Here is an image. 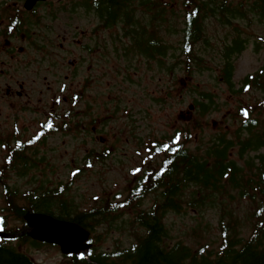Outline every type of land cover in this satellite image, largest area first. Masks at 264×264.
<instances>
[{"label":"rangeland","instance_id":"rangeland-1","mask_svg":"<svg viewBox=\"0 0 264 264\" xmlns=\"http://www.w3.org/2000/svg\"><path fill=\"white\" fill-rule=\"evenodd\" d=\"M160 1L166 9L169 5L172 28L167 32L166 25L160 27L156 22L154 25L159 29L157 37H161L169 48L166 55L170 57L166 62L175 64L172 72L167 71L165 59L164 65H158L157 60H148L134 47L131 50V30L141 39L144 31L147 32L145 38L153 33V27L148 26L151 14L142 9L135 16L138 26L123 28V24H118L114 28L100 29L96 38L92 37V29L100 21L93 16V12L71 13V24L65 28L66 31L57 28L52 33H43L44 37L59 44L62 41L57 35L67 33V42L71 41L70 33L74 35L77 27L87 33L84 44L93 46L96 52L84 53L70 42L67 45L64 43L61 49L47 44L42 52L30 48L26 56L20 57L21 61H34L28 70L21 65L14 75L15 81L25 84V94L29 97L21 99L24 111L17 124L13 121V110L6 104L0 105V122L6 120L8 123L2 138L13 132V127H18V136L25 141L52 115H58L56 125L66 128L67 132L58 130L48 134L49 137L40 146L39 158L44 156V161H37L26 176L6 171L4 182L11 188L19 193L66 188L65 193L80 209L98 207L102 201L126 196L137 178L141 177V174L131 175L134 168L140 167L145 173L154 169L153 166H159L161 155L147 153L144 147L148 143H161L177 130L188 131L189 141L195 139L191 148L209 142L218 133L227 132L228 137L233 139L240 126L239 120L234 117L236 108L243 104L247 107L252 105L259 114L258 104L263 92L255 86L245 92L236 91L245 76L264 67V19L249 12L255 0H211L208 8L214 11L205 12L201 21L205 38L195 46V54L202 63L197 67L193 63L190 74L175 59L181 54L182 17L187 9V0ZM220 7L230 10L221 14ZM73 14L76 15L72 17ZM225 18L228 23L223 21ZM235 38L244 40V49L230 56L233 62L231 84L234 85L231 90L223 79L224 64L221 59L227 45L230 46ZM0 58L4 59V56ZM81 59L86 63L82 64ZM68 60L73 61V68ZM48 67L51 69L48 70ZM88 67L91 69L88 70ZM84 77L88 81L84 93L86 100L80 104L78 99L73 105L71 96L79 93L78 83ZM8 83H11V77L1 75L0 88ZM61 88L64 89L62 92ZM206 94L213 96L216 105L213 106L215 109L203 114L196 108L195 102L202 101V96ZM56 96L61 98L59 104L55 103ZM63 96L67 98L66 102ZM53 103L55 105L51 109ZM191 105H195V109L189 112ZM66 110L72 114L71 122L69 119L62 121ZM199 137L202 139L199 140ZM237 151L238 147L232 151L234 158ZM5 155L4 148H0V168ZM88 163L92 164L91 168L86 167ZM73 172H76L75 176ZM185 191L191 197L193 187ZM234 195V199H226L223 205H213L209 197L201 202L194 200L199 209L185 206L180 213H168L165 224L170 245L180 241L194 251H200L199 248L216 250L221 236L220 220L226 222L229 215L237 222L235 232L246 238L250 233L246 213L252 206ZM4 201L5 194L0 186V209L4 207ZM152 203L153 196L150 195L144 200V207ZM8 225L18 228L21 224L9 218ZM94 234L99 237L95 240L96 247L105 251L114 248L115 244L128 246L133 237L128 229L116 224L111 227L103 225ZM21 251L36 264H64L66 261L56 247H30L25 244L21 246Z\"/></svg>","mask_w":264,"mask_h":264},{"label":"trees","instance_id":"trees-1","mask_svg":"<svg viewBox=\"0 0 264 264\" xmlns=\"http://www.w3.org/2000/svg\"><path fill=\"white\" fill-rule=\"evenodd\" d=\"M211 2H185L187 9L182 17L181 54L175 59L183 65L187 74L191 73L193 63L196 64L195 67L202 63L200 57L195 54V46L205 38L201 21L205 12L214 11L208 8ZM94 4L99 6L97 15L102 23L111 27L129 21L133 26H138L135 21L136 12L142 9L150 13L149 23L153 27V33L146 39L144 31L143 41L135 33V36H132L133 47L142 50L148 60H157L158 65H164L165 59L167 71H173L175 64L166 62L170 57L166 55L169 48L162 43L160 37L158 39L159 29L154 25L155 22L160 27L164 24L166 31H170L172 25L169 21V5L167 9L163 8L158 0H98ZM229 10L222 9L220 13ZM249 12L264 19V0H255ZM143 14L145 15V12ZM223 21L229 22L226 18ZM242 49L243 42L235 38L230 46L227 45L222 55L223 79L231 86V90L234 85L231 84L233 62L230 56L238 54ZM252 86L264 94V67L261 71L246 76L236 91L245 92ZM212 98L209 94L203 95L202 101L195 102L197 109L203 114L215 109L213 106L216 103ZM258 106L259 114L252 105L247 107L243 104L236 108L234 117L239 120L240 126L233 139L228 137L227 132L218 133L212 136L209 142L191 148L190 145L195 139L189 141L188 131L177 130L165 137L161 143H148L144 149H147L149 154L161 155L159 166H153L154 169L137 178L124 198L117 196L113 200L102 201L98 207L85 209H80L67 196L66 188L19 193L17 189L5 183L6 171H15L17 176L21 177L26 176L30 168L37 164V161H44L45 157L39 158L41 145L38 141L30 144V139L22 141L17 138L12 146L10 139L1 138L0 142L7 145V152L0 168V186L5 194V205L0 209V219L3 221L0 224V233L4 235L0 236V264H36L21 251V246L25 244L30 247L43 246L32 241L26 233L19 235L26 229L24 216L29 213L45 214L73 222L92 233V246L85 255L67 256L64 264H264V95ZM165 144L170 145V151H161ZM206 144L207 146L201 149ZM235 147H238L236 158L232 156ZM250 153L254 155L251 156ZM9 158L11 163L6 162ZM149 173L152 175L149 176ZM188 187H193L191 197L185 191ZM234 194L252 206L246 213L250 223V233L246 238L235 232L238 229L237 222L229 215L226 222L220 220L221 236L216 250L199 248L200 251H194L180 241L170 245L165 224L168 213H180L185 206L199 209L195 206L196 203L209 197L212 198L213 205H223L226 199H234ZM150 195L153 196V203L145 208L144 200ZM9 218L16 219L21 225L18 228L9 227ZM115 224L128 229L130 236H133L132 241L128 246L115 244L110 250H98L95 240L99 237H96L94 232L103 225L111 227ZM10 235L17 237H6Z\"/></svg>","mask_w":264,"mask_h":264},{"label":"flooded vegetation","instance_id":"flooded-vegetation-1","mask_svg":"<svg viewBox=\"0 0 264 264\" xmlns=\"http://www.w3.org/2000/svg\"><path fill=\"white\" fill-rule=\"evenodd\" d=\"M95 2L97 3L98 0ZM94 3L92 0H89L88 4H86V0H0V56H4V59L0 58V76L8 74L11 77V83L0 88V105L6 104L8 108L13 110L14 122L20 118L23 110L21 99L29 97L25 94V84L21 81H15L14 75L19 72L21 65L28 70V67L34 62L30 59L21 61L20 57L26 56L30 48L42 52L47 44L55 45L61 49L64 43L67 45L70 42H73L84 53L96 52L93 50V46L84 44L87 33L79 31L77 27L74 35L70 33L72 40L68 42L67 33L57 35L62 41L59 44L43 35V33H52L57 28L66 31L65 28H69L71 24V13L76 11L93 12V16L97 18V21H100L96 13L99 6ZM74 15L76 14H73L72 17ZM100 24L101 21L92 29L94 30L92 37H98L101 29ZM81 62L82 64L86 63L84 59H81ZM68 64L72 65L73 61L68 60ZM50 67L48 70L51 69ZM73 67L74 65H72ZM90 69L91 67H88V70ZM87 82L84 77L78 83L80 104L86 100L84 93L87 89ZM53 105L55 103L52 104L51 108Z\"/></svg>","mask_w":264,"mask_h":264},{"label":"water","instance_id":"water-1","mask_svg":"<svg viewBox=\"0 0 264 264\" xmlns=\"http://www.w3.org/2000/svg\"><path fill=\"white\" fill-rule=\"evenodd\" d=\"M24 219L27 223L25 232L31 239L57 245L64 255L84 252L89 247L85 244L89 233L75 224L43 214H28Z\"/></svg>","mask_w":264,"mask_h":264},{"label":"snow or ice","instance_id":"snow-or-ice-1","mask_svg":"<svg viewBox=\"0 0 264 264\" xmlns=\"http://www.w3.org/2000/svg\"><path fill=\"white\" fill-rule=\"evenodd\" d=\"M63 90L64 89L61 88V91H63ZM57 102H59V101H57ZM65 127H67V125H65ZM52 128H53V122H52V119L50 118L47 120V122L45 124L39 126L38 130L33 134L32 139H30L28 142L31 144V143L38 141L44 135V130H51ZM17 146L18 147L20 146L19 142H17ZM6 147H7V145H0V148H6ZM170 150H171L170 145H167V144L163 145L161 148V151H163V152H168ZM6 162L11 163V159L9 158ZM142 162L147 163V161H142ZM167 162L171 163V161H167ZM86 167L91 168L92 164L88 163L86 165ZM137 174H141V176L143 175L142 169L140 167L134 168L132 173H131V175L134 177L137 176ZM158 174H162V173H158ZM72 175L75 176L76 172H73ZM148 175L151 176L152 173H149ZM93 198L98 199V197H93ZM2 222H3L2 219H0V224H2Z\"/></svg>","mask_w":264,"mask_h":264}]
</instances>
